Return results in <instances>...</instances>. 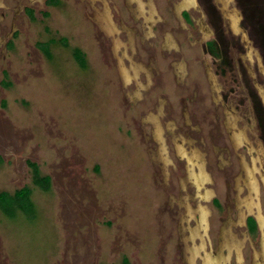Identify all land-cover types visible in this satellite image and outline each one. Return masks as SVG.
<instances>
[{"label":"rangeland","instance_id":"1","mask_svg":"<svg viewBox=\"0 0 264 264\" xmlns=\"http://www.w3.org/2000/svg\"><path fill=\"white\" fill-rule=\"evenodd\" d=\"M179 2L0 0V264H264V0Z\"/></svg>","mask_w":264,"mask_h":264},{"label":"flooded vegetation","instance_id":"2","mask_svg":"<svg viewBox=\"0 0 264 264\" xmlns=\"http://www.w3.org/2000/svg\"><path fill=\"white\" fill-rule=\"evenodd\" d=\"M182 2H179L180 4H176V3H174V6L176 7V8H178L180 5H183V6H186L187 4H190L191 2H194V0H181ZM138 9H141L140 8V6H138V8H137V11H138ZM246 11H247V9H246ZM247 15H248V13H247ZM208 18H210V21L211 22H213V25H214V27H215V31H216V34H215V36H213L214 37V44H215V46H217V44H220L221 43V39H220V36L219 35H217V33H221V32H219L218 30L221 28V26H222V23L220 22L221 21V19H219L218 18V16H215V14H214V11H212V12H209L208 13ZM215 20H214V19ZM230 20H232L231 19V15L229 16V25L231 26V24H230ZM247 21L249 22V24L251 25V23H250V21H249V15L247 16ZM218 22V23H217ZM232 28H234L233 27V25L231 26ZM254 32V31H253ZM222 35H224L225 33H224V29H223V27H222V33H221ZM206 44V43H205ZM216 48V47H215ZM210 55H211V53H209ZM220 57L222 58V51H221V54H220ZM179 68L181 69V68H183L182 67V65H179ZM182 70V69H181ZM182 72V71H181ZM222 73H220V75L219 76H221L222 77V75H221ZM210 78H211V76H210ZM212 81V83L214 82V80L212 79L211 80ZM221 81H222V79H221ZM219 98L222 100V86H221V92H220V94H219ZM225 108V107H224ZM227 111L224 109V113L226 114V115H228L229 113H226ZM250 113H252V111L250 110ZM228 118H229V116H228ZM233 124V123H232ZM231 126H233V125H231ZM157 129H158V127H156V132H158L159 131V129H158V131H157ZM233 130H235L234 129V127L232 128ZM229 134H231V133H229ZM232 136H233V134H231ZM230 135V136H231ZM234 137V136H233ZM233 141H234V139H233ZM237 141V140H236ZM235 142V141H234ZM239 143H238V141L236 142V143H234V145H238ZM178 148V147H177ZM256 150V149H255ZM178 151V150H177ZM256 152H257V150H256ZM193 154V157L195 158V154H194V152L192 153ZM259 154H261V153H259ZM194 158H192L191 156H190V158L188 159V161L189 162H192L193 160H194ZM160 159V158H159ZM161 160V159H160ZM160 162H162V163H164L163 161H160ZM189 168V167H188ZM257 170H259L258 169V167H257ZM188 171V175H189V177L190 178H193V180H195V177H199L200 176V173L199 174H196V172H195V170H191V172L189 171V170H187ZM193 172V173H192ZM254 171L252 170V173H253ZM256 172H259V171H256ZM246 174V170L244 171V173H243V183H244V186H246V189H247V192H248V194H247V196L245 197L246 199H245V201H243V200H240L239 198H238V201H237V203L238 204H241V203H246L247 205H248V207H256V209H257V211H259L260 210V201H259V199H258V181L260 180L261 181V184H262V187H263V190H264V183H262V177H263V175H264V173H262V172H259V175H258V177L260 178H257L258 179V181H257V185H256V191H253L250 187H249V185H248V182H249V180L247 179V180H245V175ZM253 176H254V174H253ZM200 178H201V176H200ZM200 183H201V181H200ZM238 183V182H237ZM199 184V183H198ZM203 184V183H202ZM253 194H255V196L257 197V199H258V201H255V202H257L256 203V206L253 204V200L251 199L252 197H250V196H253ZM259 213H261L260 211H259ZM262 214V213H261ZM259 215V214H258ZM263 215V214H262ZM263 217H264V215H263ZM261 217H259V219H260ZM262 219L263 218H261L260 219V221L261 222H264V221H262ZM204 220H206L205 219V217H204ZM264 220V219H263ZM263 232V231H262ZM263 237V236H262ZM222 239H225L226 240V238H225V235L224 234H222L221 233V235H220V242L222 241ZM264 241V240H263ZM262 241V242H263ZM219 242V243H220ZM221 246H224L223 245V242H222V245ZM259 246H260V243H259ZM228 248L230 249V246L228 245ZM262 248H264V246L261 244V248H260V250L262 249ZM189 250H191L190 248H189ZM237 254H239V249H238V247H237ZM253 250V249H252ZM259 250V251H260ZM253 253V252H252ZM208 255H207V257H209V259H206L205 261H208V260H212L213 258H212V256L210 255V253H207ZM259 254V253H258ZM257 254V252L255 251V255H258ZM252 258H253V255H252ZM214 260V259H213ZM257 260H259V259H257ZM202 262H203V259H202ZM202 262H201V264H202ZM255 262H256V258H255Z\"/></svg>","mask_w":264,"mask_h":264},{"label":"trees","instance_id":"3","mask_svg":"<svg viewBox=\"0 0 264 264\" xmlns=\"http://www.w3.org/2000/svg\"><path fill=\"white\" fill-rule=\"evenodd\" d=\"M78 51V50H77ZM77 51L74 52L77 55ZM33 172V180L36 185L41 189L47 190L49 187V178L47 176H41L38 171V167L35 163H31ZM0 206L4 209H10L12 207H18L23 211H29L31 206L30 201V189L23 187L18 189L12 195L4 192L0 194Z\"/></svg>","mask_w":264,"mask_h":264},{"label":"bare ground","instance_id":"4","mask_svg":"<svg viewBox=\"0 0 264 264\" xmlns=\"http://www.w3.org/2000/svg\"><path fill=\"white\" fill-rule=\"evenodd\" d=\"M140 10V9H139ZM202 220V219H201ZM197 226V225H196ZM199 228H200V226H199Z\"/></svg>","mask_w":264,"mask_h":264}]
</instances>
